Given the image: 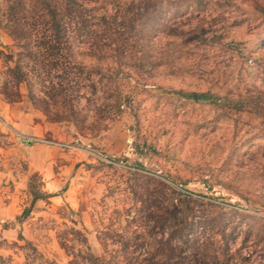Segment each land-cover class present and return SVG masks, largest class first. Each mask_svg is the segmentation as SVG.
<instances>
[{
	"label": "rangeland",
	"instance_id": "obj_1",
	"mask_svg": "<svg viewBox=\"0 0 264 264\" xmlns=\"http://www.w3.org/2000/svg\"><path fill=\"white\" fill-rule=\"evenodd\" d=\"M26 241L264 264V0H0V252Z\"/></svg>",
	"mask_w": 264,
	"mask_h": 264
},
{
	"label": "trees",
	"instance_id": "obj_2",
	"mask_svg": "<svg viewBox=\"0 0 264 264\" xmlns=\"http://www.w3.org/2000/svg\"><path fill=\"white\" fill-rule=\"evenodd\" d=\"M67 1L69 2L70 0ZM46 31L50 33V39L56 44L57 49L59 50L61 49V46L65 45L68 41L63 16L55 9L51 11V18L49 25L46 27ZM194 96L197 97L195 94ZM41 195V193H33L32 201L34 202L41 198ZM19 239H24L21 234L19 235ZM22 248L25 253L23 263H14L11 256H5L0 252V264H55L54 260L45 258L30 241H26L25 246H22Z\"/></svg>",
	"mask_w": 264,
	"mask_h": 264
}]
</instances>
